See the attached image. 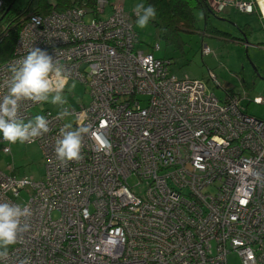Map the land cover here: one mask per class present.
I'll list each match as a JSON object with an SVG mask.
<instances>
[{
    "label": "built area",
    "instance_id": "1",
    "mask_svg": "<svg viewBox=\"0 0 264 264\" xmlns=\"http://www.w3.org/2000/svg\"><path fill=\"white\" fill-rule=\"evenodd\" d=\"M209 3L215 13L256 10L255 0ZM97 4L94 15L77 5L28 13L13 56L0 63V99L9 66L32 47L64 67V90L79 81L91 97L62 119L44 111L50 131L35 141L42 178L0 169V202L32 211L29 231L0 264H229L230 253L264 264V187L253 176L264 172V119L248 113L249 94L226 90L222 101L204 80L179 77L170 58L155 56L159 43L138 48L125 9L114 4L104 17L107 0ZM201 53L212 49L203 44ZM39 104L22 102L19 117L32 120ZM66 124L90 132L83 158L62 164L55 146Z\"/></svg>",
    "mask_w": 264,
    "mask_h": 264
},
{
    "label": "rangeland",
    "instance_id": "2",
    "mask_svg": "<svg viewBox=\"0 0 264 264\" xmlns=\"http://www.w3.org/2000/svg\"><path fill=\"white\" fill-rule=\"evenodd\" d=\"M115 2L114 4H123L127 11H133L134 5L144 3L145 0H109ZM108 2V1H107ZM37 4V0H15V10H22L29 8L31 11ZM109 4V3H108ZM113 4V5H114ZM76 6V5H74ZM79 6V5H77ZM112 11L111 5H107L106 12L103 13L107 17ZM32 14V13H31ZM94 15V12H92ZM199 17L197 28L200 30L196 32H182L181 39L184 41L183 49L180 46L181 42H171L162 37L160 28L151 21L147 28L141 30L135 29L139 34L138 48L145 51H152V47L159 43L161 50L154 51L155 56L161 58H171V70L179 77L188 75L191 78L202 79L206 82L210 91H213L220 100H225L226 90H231L233 93L249 94V98H244L243 102L249 114L259 116L264 119V48H247L244 45L232 43L233 41L220 40L218 38L206 37V43L214 50L216 55L220 50L217 47L222 45L224 54L222 59H208L202 56L200 52V45L204 32V13L201 10L196 11ZM233 18L221 22L214 18V24L223 31L230 32L233 36L241 37L236 32H241L239 28L235 27L233 21H241V24L247 20L243 15L240 17L239 12L232 13ZM89 18V16L87 17ZM239 18V19H237ZM157 17L155 18V20ZM260 29H255L254 37L259 39ZM257 42V41H255ZM257 44V43H255ZM256 54L258 59H252ZM211 55V54H210ZM239 57L241 59H239ZM226 58V59H225ZM209 70L215 76L217 82L215 83L209 77ZM74 85V86H73ZM64 96L67 100L65 105H53L51 103H41L32 111L34 114H44L46 109L52 110L54 113L61 112L66 107H78L81 103H88L91 100L89 95V88L85 84L74 81L70 82L64 90ZM72 120V117L69 118ZM2 134H0V138ZM9 143L0 140V169L8 173L13 172L18 177H33L40 179L45 174V161L42 150L37 143H19L10 144L11 152L3 151L4 147ZM133 181V180H131ZM26 197V196H25ZM229 264H241L240 258L236 253H230Z\"/></svg>",
    "mask_w": 264,
    "mask_h": 264
},
{
    "label": "clouds",
    "instance_id": "3",
    "mask_svg": "<svg viewBox=\"0 0 264 264\" xmlns=\"http://www.w3.org/2000/svg\"><path fill=\"white\" fill-rule=\"evenodd\" d=\"M133 12L136 27L141 30L157 17V9L150 4L138 3L134 5ZM9 72L7 94L0 99V134L10 144L34 143L50 131V122L43 115H36L25 122L19 117L21 103L32 101L65 105L66 70L46 51L32 47L24 57L9 66ZM66 115L68 110L62 109L57 118L62 119ZM89 132L87 126L73 128L71 124H66L61 128L55 146L57 159L62 164L80 161L83 158V138ZM253 176L264 187V172L254 171ZM31 216L30 206L0 202V261L7 260L10 247L16 245L22 234L29 231L30 224L27 221ZM20 264L31 262L25 258Z\"/></svg>",
    "mask_w": 264,
    "mask_h": 264
},
{
    "label": "trees",
    "instance_id": "4",
    "mask_svg": "<svg viewBox=\"0 0 264 264\" xmlns=\"http://www.w3.org/2000/svg\"><path fill=\"white\" fill-rule=\"evenodd\" d=\"M107 1L109 3L108 5H111L113 9L115 2ZM14 2L15 0H6L0 9V63L6 62L13 56L19 29L24 17L28 13L32 12L34 14L46 15L54 10L79 5L97 14L98 5V0H37L36 6L30 11L29 8L15 10ZM149 4L155 6L157 9V19L153 20V23L160 28L162 37L171 42H181L179 47L182 49L184 47V41L181 39V33L200 30V28H197L199 17L196 15V11L198 9L204 13L206 20V25L204 24L205 33L223 37L227 36L235 41H243L244 39L233 36L213 24L211 15H215L216 13L213 11L209 0H145V5ZM125 11L127 13H133V11H127L126 8ZM135 20L136 17H134V28ZM236 26L243 31L242 26ZM5 33L7 35H4Z\"/></svg>",
    "mask_w": 264,
    "mask_h": 264
},
{
    "label": "crops",
    "instance_id": "5",
    "mask_svg": "<svg viewBox=\"0 0 264 264\" xmlns=\"http://www.w3.org/2000/svg\"><path fill=\"white\" fill-rule=\"evenodd\" d=\"M255 1H256V10L253 13H245V12H242V11L236 9L233 6H228L224 9V11H222L220 13H216L215 15H211L213 24H214V21H213L214 18H217L221 22H225V21H227V19L228 20L232 19L233 18L232 13L236 12V11L240 13V15H241L240 17H242V15H243L245 18H242L241 20H247V22L241 24V21L239 22L238 20L237 21L234 20L233 21L234 24H232V25H235V27H237L236 25L242 26L243 31H241L239 29L241 32H236V33L238 35H241L242 38H244L243 41L242 40L241 41H239V40L238 41H235V40L230 41L227 36L223 37V36H217L214 34L203 33L202 41H201V45H200V52H201L203 44H207L209 46V44L206 43V40H205L207 36H210L212 38L215 37V38H218L220 40L230 41L232 43H237V44L239 43L241 45H244L246 47V50H247V48H250V47H253L254 48L253 50H255V48H264V0H255ZM237 19H239V18H237ZM204 20H205V18H204ZM205 22H206V20H205ZM255 29L256 30L260 29L261 35L259 36V39L258 38L256 39V36L254 37ZM255 41H257V42H255ZM255 43H257V44H255ZM217 49L220 50V53L217 52L218 55H216L214 53L213 49H212L211 55L210 54L209 55H202V53H201V55L204 57L206 56V58L208 57V59H222L223 57H225V56H223L224 51H223L222 45L220 47H217ZM239 59H241V58L239 57ZM252 59H258L257 55L254 54L252 56Z\"/></svg>",
    "mask_w": 264,
    "mask_h": 264
},
{
    "label": "bare ground",
    "instance_id": "6",
    "mask_svg": "<svg viewBox=\"0 0 264 264\" xmlns=\"http://www.w3.org/2000/svg\"><path fill=\"white\" fill-rule=\"evenodd\" d=\"M117 7H121L122 9H125L123 4H116ZM133 18L135 17L134 12L133 13H129Z\"/></svg>",
    "mask_w": 264,
    "mask_h": 264
}]
</instances>
